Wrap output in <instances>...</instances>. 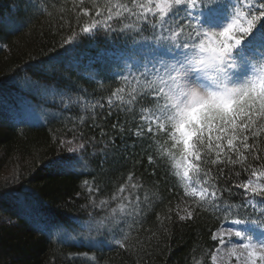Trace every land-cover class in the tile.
Returning <instances> with one entry per match:
<instances>
[{"label": "trees", "instance_id": "16d2710c", "mask_svg": "<svg viewBox=\"0 0 264 264\" xmlns=\"http://www.w3.org/2000/svg\"><path fill=\"white\" fill-rule=\"evenodd\" d=\"M134 1L0 0V264H214L222 225H264V191L247 189L255 179L264 186L261 88L230 111L185 122L186 143H177L172 122L146 124L157 110L143 84L132 93L106 65L97 62L94 74L64 58L73 48L91 57L132 41L158 46L161 20ZM206 1L199 0L202 11ZM103 13L128 22L123 32L87 34ZM133 13L146 20L135 25ZM254 28L264 38V17ZM18 79L80 104L49 115L21 102ZM185 149L201 196L174 172Z\"/></svg>", "mask_w": 264, "mask_h": 264}, {"label": "rangeland", "instance_id": "374dc122", "mask_svg": "<svg viewBox=\"0 0 264 264\" xmlns=\"http://www.w3.org/2000/svg\"><path fill=\"white\" fill-rule=\"evenodd\" d=\"M134 3L139 11L143 10V14L161 20L165 34L158 40L163 46L153 50L150 43L141 42L130 50L125 47L100 50L91 57L80 51L76 53V48H73L64 58L69 63L82 66L85 72L94 74H98L96 63L99 61L101 65L111 68V76H119L124 80L132 93H136L139 85L143 84L152 93L157 110L149 113V122L153 126L164 124L165 120L175 123L171 140L186 143V134L179 130L185 122L197 120L211 109L216 111L231 107L237 93L244 89L240 87L242 78L234 73L235 66L228 67L219 59V48L225 40H233L234 35L252 27L250 21L257 14L262 16L261 7L257 0H209L205 6L215 5V8H208L203 14L197 7V0H135ZM113 14H98L97 20L85 32L92 34L101 30L107 34L111 29L108 36L120 34L117 31L123 32V29L119 26H125L128 22L113 23ZM133 15L131 22L135 25L146 20L145 16ZM201 50L205 56L200 55ZM209 53L215 57L214 63L207 56ZM15 85L16 95L22 103L40 109L46 107L52 116L56 115L57 110L64 111L71 105L80 104L75 99L28 79H18ZM29 91L34 92L36 101L27 99L26 93ZM123 98L127 99V96L124 94ZM188 156L187 151L176 154L172 166L187 189L192 193L198 190L200 194V189L195 187L190 177ZM247 189L260 194L264 186L255 179L247 185ZM111 221L117 222L118 218ZM95 226L99 227L98 224ZM214 237L219 243L212 259L214 264H264L263 225L226 223L216 231Z\"/></svg>", "mask_w": 264, "mask_h": 264}]
</instances>
